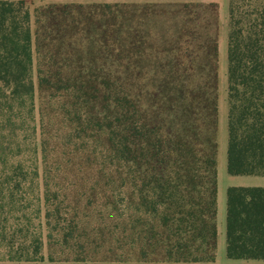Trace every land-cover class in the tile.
Segmentation results:
<instances>
[{
  "label": "trees",
  "instance_id": "obj_1",
  "mask_svg": "<svg viewBox=\"0 0 264 264\" xmlns=\"http://www.w3.org/2000/svg\"><path fill=\"white\" fill-rule=\"evenodd\" d=\"M113 8L37 10L34 58L29 6L0 0V264H82L102 246L87 231L97 223L109 230L103 241L119 250L116 261L216 264V92L196 95L181 134L140 110L126 93L132 73L121 71L116 41L101 27L115 21ZM84 32L88 39L70 38ZM227 38V173L264 176V0H229ZM208 75L216 90L217 73ZM93 155L106 174L101 221L90 216L86 191L52 189L60 169L79 185ZM119 160L121 213L110 196ZM225 226L228 260H264V187L229 186Z\"/></svg>",
  "mask_w": 264,
  "mask_h": 264
},
{
  "label": "rangeland",
  "instance_id": "obj_2",
  "mask_svg": "<svg viewBox=\"0 0 264 264\" xmlns=\"http://www.w3.org/2000/svg\"><path fill=\"white\" fill-rule=\"evenodd\" d=\"M25 2L32 14L34 58H36L37 10L63 5H114L111 10L115 14V21H103L101 27L102 30L109 31V39L116 41L114 45L112 44V50L122 62L121 71L132 73L131 87L125 92L148 116L159 117L158 121H166V128L171 129L174 134H181L187 125L186 122L195 116L192 111L199 104V101L195 100L196 95L199 94L201 97L205 87L210 94L216 92L219 195L217 246L223 251L224 260H227L225 250L227 188L229 186L264 187V176H230L226 169L228 121L226 32L229 0H25ZM95 21L99 22V19ZM70 38L88 39L85 32ZM209 73L211 79L217 73V87L213 91L209 88L210 81L207 79ZM211 99L212 96L208 100L210 103ZM202 107H200L201 114L197 118L194 117L200 122L203 111L205 113ZM91 160L83 168L80 176L83 180H78L79 185L77 182L68 185L64 178L65 171L60 169L52 189L54 192L65 189L73 194L76 189L78 192L86 191L91 203L90 216L101 221L106 190L105 166L102 164L103 158L99 155L91 156ZM52 161L50 166L53 170L55 167H60L55 164V160ZM71 168L67 175L74 179L73 175L78 173L79 168L74 165ZM125 172L124 162L116 161L111 172L113 175L110 196L115 194L114 198L120 213L122 206L119 205L123 196L119 194L127 181L123 178ZM40 184L42 186V183ZM72 186L76 187L72 188ZM115 215L117 216V212ZM102 227L106 228L100 223L88 227V233L98 240V245L102 246L98 252L89 250L87 255L90 260L82 264H173L142 263L133 259L130 262L116 261L120 252L119 250H115L114 253L109 252V245L103 241L104 238L109 239V230H104ZM101 229L104 230L103 236L100 234ZM43 233L45 243L43 253L47 256L45 230ZM227 264H264V260H233Z\"/></svg>",
  "mask_w": 264,
  "mask_h": 264
},
{
  "label": "crops",
  "instance_id": "obj_3",
  "mask_svg": "<svg viewBox=\"0 0 264 264\" xmlns=\"http://www.w3.org/2000/svg\"><path fill=\"white\" fill-rule=\"evenodd\" d=\"M227 27H228V25H227ZM226 35L228 36V31L226 32ZM227 45H228V38H227ZM218 204H219V195H218ZM217 219H218V216H217ZM225 223H226V219H225ZM225 231H226V226H225ZM217 245H218V241H217ZM217 248H218V246H217ZM225 250H226V242H225ZM221 249L219 250V248H218V250H217V252H216V264H227V263H229V262H231V261H233V260H224V257H223V251H222V253H221ZM220 258V259H219Z\"/></svg>",
  "mask_w": 264,
  "mask_h": 264
}]
</instances>
